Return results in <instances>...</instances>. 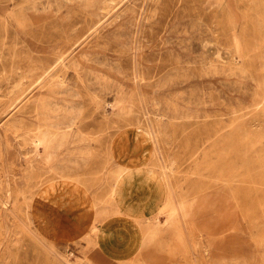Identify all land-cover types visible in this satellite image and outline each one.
Masks as SVG:
<instances>
[{
	"label": "rangeland",
	"instance_id": "rangeland-1",
	"mask_svg": "<svg viewBox=\"0 0 264 264\" xmlns=\"http://www.w3.org/2000/svg\"><path fill=\"white\" fill-rule=\"evenodd\" d=\"M263 3L0 0V264H264Z\"/></svg>",
	"mask_w": 264,
	"mask_h": 264
},
{
	"label": "crops",
	"instance_id": "crops-1",
	"mask_svg": "<svg viewBox=\"0 0 264 264\" xmlns=\"http://www.w3.org/2000/svg\"><path fill=\"white\" fill-rule=\"evenodd\" d=\"M54 207L59 211L51 217L52 223L50 225H54V229L52 227L54 234L74 235L81 229L82 224L85 226V222L87 223L83 214L78 215L79 211L83 210L79 207H74L73 210H68L62 206L57 207V205ZM86 229H89V225ZM135 233L136 223L134 221L124 215L112 216L99 225L98 248L104 255L111 258L127 259L137 252L140 245V239L135 236ZM58 240L66 242L68 238L61 237Z\"/></svg>",
	"mask_w": 264,
	"mask_h": 264
},
{
	"label": "bare ground",
	"instance_id": "bare-ground-1",
	"mask_svg": "<svg viewBox=\"0 0 264 264\" xmlns=\"http://www.w3.org/2000/svg\"><path fill=\"white\" fill-rule=\"evenodd\" d=\"M264 4V3H263ZM57 65V64H56ZM49 73H50V71H49ZM60 74V73H59ZM55 75V74H54ZM56 76V75H55ZM60 76V75H59ZM37 108V107H36ZM27 125V124H26ZM26 129V128H25ZM25 131V130H24ZM39 131H40V129H39ZM53 132V131H52ZM55 133V132H54ZM39 134H41V133H39ZM38 137V136H37ZM34 141H35V139H34ZM43 141V140H42ZM39 144V143H38ZM44 144V143H43ZM48 144V143H47ZM47 146V145H46ZM34 171V170H33ZM37 172V171H36ZM81 172V171H80ZM55 174V173H54ZM53 174V175H54ZM59 174H61V173H59ZM40 176H41V174H40ZM69 176L71 177V175L69 174ZM68 177V176H67ZM78 179V178H77ZM62 180H63V178H62ZM73 181V180H72ZM203 187V186H202ZM199 188H201V187H199ZM46 190V189H45ZM195 191V190H194ZM202 191V190H201ZM200 192V191H199Z\"/></svg>",
	"mask_w": 264,
	"mask_h": 264
}]
</instances>
